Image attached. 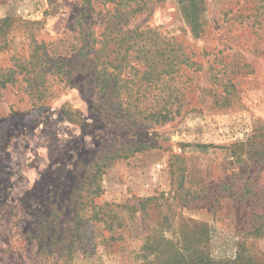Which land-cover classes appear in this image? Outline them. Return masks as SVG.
<instances>
[{
	"label": "rangeland",
	"instance_id": "1",
	"mask_svg": "<svg viewBox=\"0 0 264 264\" xmlns=\"http://www.w3.org/2000/svg\"><path fill=\"white\" fill-rule=\"evenodd\" d=\"M82 3L0 0V20L10 19L0 25V72L14 75V81L0 84V264L66 261L94 165L111 154L117 157L103 169L95 203L123 215L124 225L117 230L119 238L107 240L112 233L90 219L73 248L72 264H143L164 237L172 240L175 229L193 222L207 224L209 239L199 247L212 258L236 259L241 251L264 261V236L244 233L251 227L245 217L264 213V153L253 149L264 130V0H203L198 37L178 0L160 2L150 15L132 19L131 27H158L190 43L202 65L190 74L184 113L159 125L102 110L93 54L54 84L51 95L37 99L30 94L27 61L35 41L47 43L53 53L77 57L71 48L83 37L75 22ZM97 4L85 28L100 29L96 24L104 9ZM214 60L222 67L228 61L250 65L233 77L229 106L212 101L218 90L209 78ZM138 146L144 148L130 152ZM233 179V191H252L246 194L251 199L242 203L224 193L230 196L211 209L207 196L214 199L220 182ZM151 197L140 209L139 201Z\"/></svg>",
	"mask_w": 264,
	"mask_h": 264
},
{
	"label": "trees",
	"instance_id": "2",
	"mask_svg": "<svg viewBox=\"0 0 264 264\" xmlns=\"http://www.w3.org/2000/svg\"><path fill=\"white\" fill-rule=\"evenodd\" d=\"M163 1L166 0H83L82 9L77 13L75 21L79 34L83 37L77 47L73 45L71 48V51L77 55L75 59L53 53L47 43L34 40L35 44L27 61L29 68L26 82L30 94L37 99L51 95L55 91L54 84L63 80L84 58L93 54L94 59L93 62L91 61L93 81L96 82L100 106L104 112L108 110L117 114H130L121 117L127 121L139 120L144 125L164 124L173 120L175 114L184 113L185 94L190 88L189 82L194 75L190 74L202 68V65L195 60L196 51L190 43L162 34L158 27L144 24L131 27L130 24L136 15L143 13L150 15L154 11V5ZM178 2L185 22L191 27L193 37L200 36L204 26L203 0H178ZM95 4L104 9L96 24L100 26L99 30L93 29L92 24L84 27V23L92 19V14L96 10ZM9 20V18L1 19L0 25H5ZM82 66L85 67L86 63ZM242 66L250 65L228 61L222 67L220 62L214 60L210 66L209 78L213 89L215 87L218 89L214 90L212 100L216 106L225 107L231 104L230 95L236 88L233 77L241 71ZM13 78L11 71L0 72V84L5 85L11 80L14 81ZM110 100L113 101L112 105L106 108ZM259 135L262 141H253V149L257 155L260 150L262 154L264 153V130L260 131ZM257 145L261 146L258 148ZM141 148L144 147L132 148L130 152ZM127 156L128 154L122 157ZM116 157V154H111L110 158L94 165V176L89 192L80 201L74 217L75 227L65 252L67 260L59 264H72L73 248L78 242V237H81L86 222L90 219L99 222L112 233L111 238L107 240L119 238L117 230L124 225V216L117 212H107L103 205L95 203V198L100 194L103 169ZM250 181H252L251 177L246 183ZM235 182V179L220 182L213 192L215 198L209 197L211 195L207 196V204L211 209L216 208L221 197L230 196V194L222 195L224 193H231L230 197H235V201L245 202L246 194L252 191L244 189L239 192L233 191ZM251 197L247 199L250 200ZM153 199L154 197L140 200L138 203L140 209L145 210ZM185 205L189 204L185 202ZM245 218L251 223L250 229L244 232L246 235L264 236V224L259 222L264 219V213L253 212ZM197 225L193 222L186 228L175 229V237L173 236L172 240L164 237L162 243L153 250L152 257L149 254L143 257V264H264L263 260L257 263L250 257L244 256L241 251L236 259L212 258L199 247L208 241L210 230L205 223L200 224L199 227ZM145 248L148 249L147 246ZM165 254L168 255L167 258L160 261V256Z\"/></svg>",
	"mask_w": 264,
	"mask_h": 264
}]
</instances>
